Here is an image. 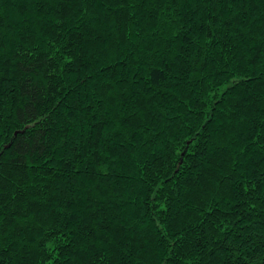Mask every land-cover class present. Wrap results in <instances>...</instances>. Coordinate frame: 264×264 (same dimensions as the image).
<instances>
[{"label":"trees","instance_id":"trees-1","mask_svg":"<svg viewBox=\"0 0 264 264\" xmlns=\"http://www.w3.org/2000/svg\"><path fill=\"white\" fill-rule=\"evenodd\" d=\"M0 31V264H264V0H0Z\"/></svg>","mask_w":264,"mask_h":264},{"label":"snow or ice","instance_id":"snow-or-ice-1","mask_svg":"<svg viewBox=\"0 0 264 264\" xmlns=\"http://www.w3.org/2000/svg\"><path fill=\"white\" fill-rule=\"evenodd\" d=\"M201 2L216 3V2H225V0H201ZM209 23L211 24L212 21H209ZM227 23H231V21L228 20ZM60 26L62 27L63 25H60ZM209 34H211V29H209ZM4 39H5V37L3 35V32L0 31V46L3 45ZM53 47H54V45H53ZM53 55H55V54H53ZM35 67L36 66L33 65L31 67L26 68L25 71L33 72V71H35ZM32 91L35 92V89H32ZM34 125H35V122H33V126ZM0 130H2V129H0ZM4 147H5L4 145H0V156L3 155V148ZM17 151L20 152V153H24V152L27 151V147H19L18 146ZM0 198H2V189H0Z\"/></svg>","mask_w":264,"mask_h":264}]
</instances>
